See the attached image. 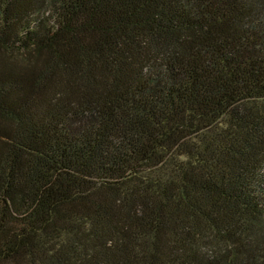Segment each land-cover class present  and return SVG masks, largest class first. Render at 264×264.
I'll return each instance as SVG.
<instances>
[{
    "label": "trees",
    "instance_id": "obj_1",
    "mask_svg": "<svg viewBox=\"0 0 264 264\" xmlns=\"http://www.w3.org/2000/svg\"><path fill=\"white\" fill-rule=\"evenodd\" d=\"M0 264H264V0H0Z\"/></svg>",
    "mask_w": 264,
    "mask_h": 264
}]
</instances>
